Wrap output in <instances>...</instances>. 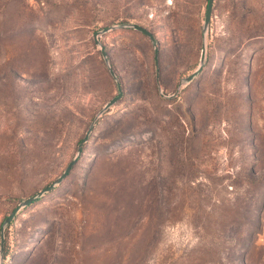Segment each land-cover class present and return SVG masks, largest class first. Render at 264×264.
Returning a JSON list of instances; mask_svg holds the SVG:
<instances>
[{"label":"rangeland","instance_id":"1","mask_svg":"<svg viewBox=\"0 0 264 264\" xmlns=\"http://www.w3.org/2000/svg\"><path fill=\"white\" fill-rule=\"evenodd\" d=\"M207 6L0 0V264H264V0Z\"/></svg>","mask_w":264,"mask_h":264},{"label":"water","instance_id":"2","mask_svg":"<svg viewBox=\"0 0 264 264\" xmlns=\"http://www.w3.org/2000/svg\"><path fill=\"white\" fill-rule=\"evenodd\" d=\"M213 2L214 0H208V6H207V12H206V17H205V23H204V31H206L208 29L209 23H210V19H211V14H212V9H213ZM133 28L136 31L141 32L142 34L146 35L154 44L155 46V63H156V68H157V81L159 80V48H158V43L157 40L154 36V34L149 31L148 29L138 25V24H132V25H122L121 28L122 29H126V28ZM110 31V29H105L102 32L106 33ZM98 34L97 33L95 35V41L96 44L100 45V42L98 40ZM102 48V56L104 57L105 61L108 63L109 59L106 53V50ZM205 60H206V45L204 44L203 49H202V56H201V65L199 66V68L190 76H188L187 78H185L183 81L185 83H190L192 82L202 71L203 66L205 64ZM110 74L116 79L117 83H118V88L120 91V94L118 97L113 98L109 103L106 104V106L104 107V109L101 111L100 116H102L105 112H107L115 103H117L121 98H122V88H121V84L118 81V78L114 72V70L112 68H110ZM94 124L90 127V129L88 130V132L86 133L85 137L82 139V141L79 144L78 147V154L75 157L74 160H72L69 165L67 166V168L65 169V171L62 173V175L56 179V181H54L52 184H50L49 186L45 187L43 190H41L39 193H37L36 195H34L33 197L25 200L24 202H22L19 207L17 209H15V211L6 219L5 221V225H9L13 219L15 218L16 214L24 207L29 206L32 203L37 202L39 199H41L45 194L52 192L58 185H60L70 174L71 170L73 169V167L76 165L79 156L82 154L83 151V147L85 145V143L87 142L92 129H93ZM5 247V229H2V233H1V253H3Z\"/></svg>","mask_w":264,"mask_h":264},{"label":"bare ground","instance_id":"3","mask_svg":"<svg viewBox=\"0 0 264 264\" xmlns=\"http://www.w3.org/2000/svg\"><path fill=\"white\" fill-rule=\"evenodd\" d=\"M47 124V123H46ZM53 124V123H52Z\"/></svg>","mask_w":264,"mask_h":264},{"label":"trees","instance_id":"4","mask_svg":"<svg viewBox=\"0 0 264 264\" xmlns=\"http://www.w3.org/2000/svg\"><path fill=\"white\" fill-rule=\"evenodd\" d=\"M6 256H7V254H6Z\"/></svg>","mask_w":264,"mask_h":264}]
</instances>
